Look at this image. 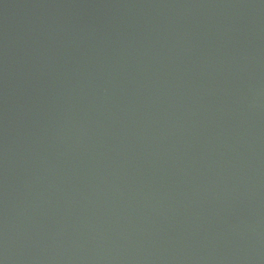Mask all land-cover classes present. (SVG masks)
Wrapping results in <instances>:
<instances>
[{
  "label": "water",
  "instance_id": "1",
  "mask_svg": "<svg viewBox=\"0 0 264 264\" xmlns=\"http://www.w3.org/2000/svg\"><path fill=\"white\" fill-rule=\"evenodd\" d=\"M0 264H264V0H0Z\"/></svg>",
  "mask_w": 264,
  "mask_h": 264
}]
</instances>
